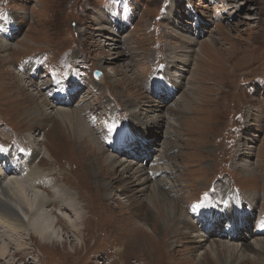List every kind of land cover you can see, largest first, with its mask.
Instances as JSON below:
<instances>
[{
    "label": "rangeland",
    "instance_id": "obj_1",
    "mask_svg": "<svg viewBox=\"0 0 264 264\" xmlns=\"http://www.w3.org/2000/svg\"><path fill=\"white\" fill-rule=\"evenodd\" d=\"M3 10L10 11L15 21L19 20L20 32L17 38L7 40L13 46L10 56H4L5 53L0 52V147H5L0 173L3 171L1 165L9 166L13 162L8 158L6 145L10 148L9 145L13 143L12 147L19 150L21 146H36L40 152L37 164L49 174L47 183L50 187L47 189L53 192L52 190L68 186L69 189L78 191L86 207L82 215L87 220L86 225H83L85 230L82 231L88 241L86 246H75L78 239L71 236L73 232L65 223L66 220L74 222L75 219V213L69 210L67 217L64 220L61 218L57 225L64 236V246L44 245L34 235L26 239V246L34 250L31 256L35 263L32 264H91V261L92 264L95 261L96 264H103L101 257L104 260H115L117 252L122 253L124 264H226L224 252L216 257L211 251L216 245L221 250L225 246L233 247L231 244L241 246V241L231 240L229 234L228 237L223 236L222 231L208 234L213 237L201 246L196 245V240L193 243V239L186 234L185 239L177 243V240L170 238V233H184V222L176 225L173 218L167 225H162L163 206L159 200L157 203L149 200L150 190L146 193L149 204L142 206L140 202L144 198L141 194L131 197L130 201L132 191L126 177L121 183L113 184V195L107 197L103 186V181L107 179H104V174H99V166L93 160L94 157L101 156L103 159L100 164L104 165L108 163V158H114L117 175H123L120 163L131 159L124 156L125 153L116 155L110 148L105 150L106 154L99 152L89 141L82 142L80 136L67 128L61 120L57 124L51 119L57 117L56 110L53 111L48 106L45 107L48 113L43 108L37 110L38 114L29 113L27 116L28 110L40 104L35 96H40L44 89L38 88V92L37 87L29 85L31 81L28 78L24 77L23 83L20 79H15L16 69L23 74L16 66L24 60H27L24 63L27 64L30 59L44 57L37 78L45 80L44 86L48 88L57 83L54 69L63 64L69 69L76 64L78 74L72 68V76L70 71L57 70V74H63L60 77L62 82L69 79L67 89L70 92L67 94L75 95L73 105L62 104L58 107L67 110L70 114L67 117L73 116L71 109L88 110L89 116L83 118L96 130L100 128L108 131L107 128L112 123L130 122L129 124L142 130L138 135L139 144L145 141L143 137L148 139L144 136L145 126L142 122L152 120L153 115L144 113V105L149 104L144 101L151 99L154 104L168 103L165 104L167 107L173 106L176 110L173 115L170 114L171 109L165 112L159 110L171 120L167 125L160 126L159 132L164 137L162 146L153 145L159 143L156 140L151 142V146L143 150L144 160L139 159L137 162L146 167V170L153 171L162 169L166 162V165L170 163L177 171L171 176L169 167H166L165 171H169H161L163 174H159L158 179L165 178L168 183L175 184L172 191L163 193L166 192L167 196L175 194L181 200L178 206L182 220H185L188 212L193 213L189 210L191 206L200 204L198 209H201L208 203L207 199L205 203L201 201L205 193L209 191L207 197L217 195L212 186L216 187L222 181L226 185L222 194H232V190L234 197L245 198L253 192L262 191L264 0H0V11ZM23 11L27 13H22ZM127 20L129 23H126ZM111 25L113 29L117 26L119 29H110L111 32L108 29L103 32L97 29ZM114 34L115 37L118 36L115 42L108 39ZM191 38L195 41L191 48L190 62L181 78L182 84L177 83V93L163 90L162 101L160 93H148L152 90H148L146 83L159 73L161 64H166L171 71L174 68L169 63L171 49L182 55L186 46L184 42L190 43ZM0 39L6 40L1 34ZM117 44L119 48L116 47ZM119 50L125 55L116 59L114 57L122 53ZM178 64L182 65L180 62ZM98 70L103 79L97 78ZM173 70L172 74L175 73V69ZM75 77L80 79L75 82ZM174 91L176 92V88ZM156 99L161 103H156ZM133 108L138 110L135 120L130 115ZM243 110L246 113L237 130L243 128V122L248 117L244 124L246 128L232 132ZM121 111H125L124 115L127 117H122ZM81 112L82 110H78L80 117ZM109 112L114 117H110ZM93 116L98 117L97 122L92 121ZM33 128L37 129L31 135ZM93 133H96L94 129ZM233 139L238 142L232 141ZM239 143L243 145L239 146ZM107 144L108 142H104L101 146L106 147ZM248 146L255 148L251 152ZM239 147L244 149V157L241 156L240 159ZM23 151L24 149L21 153ZM166 155L171 157L169 162L162 161L160 165L155 163L161 159L166 160ZM153 157L155 162H152ZM77 159L79 166L81 163L85 165L84 174L76 171L72 163ZM246 160L258 168L256 174L250 175L243 171V161ZM18 166L14 168V172L19 173L18 179L23 182V176L16 170ZM77 173L79 174L76 175ZM116 177L112 175V179ZM107 178L110 180L109 176ZM25 179L28 182L23 183L32 192L33 187L30 186L27 175ZM8 180L10 179L6 181ZM79 185L81 188L77 190ZM185 200H188L190 207L184 205ZM148 209L154 212V218L149 221L145 220ZM174 216L181 218L176 213ZM256 217L258 218V213L255 214ZM228 222L225 220L222 227ZM200 227L202 228V221L197 225L193 224L197 240ZM245 233L249 234L245 236L247 243L258 245L256 238L260 231L244 230ZM261 250L262 248L258 251L260 257L249 252L251 257L242 264H262L264 254L260 253ZM204 253L209 258L204 257L199 262ZM18 262L21 264L18 260L13 264ZM116 264L123 263L118 259Z\"/></svg>",
    "mask_w": 264,
    "mask_h": 264
},
{
    "label": "bare ground",
    "instance_id": "obj_2",
    "mask_svg": "<svg viewBox=\"0 0 264 264\" xmlns=\"http://www.w3.org/2000/svg\"><path fill=\"white\" fill-rule=\"evenodd\" d=\"M22 13H27V12L23 11ZM109 13L111 14V11H109ZM109 18L112 22V17L110 16ZM18 21L15 20L12 21L11 17L9 16H2L0 18V34L3 35L4 38L6 39V40L0 39V52L5 53L4 56L9 57L11 54L10 51L13 48L12 42L10 43L7 40H9V38L15 39L18 37L17 34L18 32H20V25ZM118 21H121V19H118ZM2 27L4 29H2ZM97 29L103 32L105 29H108V31H110V29L113 28L111 25V27H107V28L99 27ZM115 29L117 30L119 29V27L117 26L116 28L113 29V31H116ZM112 37H108V39L114 42L115 40H118L115 39L118 37V36L115 37V34ZM182 41L184 42L185 40L182 39ZM190 41H191L190 43L184 42L186 43V46H184V52L182 55H179V53L177 54L173 49H171L172 52L171 54H169L171 60L169 61V63L171 67L174 66V68H171L172 69L171 71L166 64H161L158 68L159 73L153 76L152 81L150 82L147 81L146 83L148 86V90L150 89L152 90V92L148 91V93H151V95L152 93L155 94L160 93L159 98L161 101L164 99L163 95L161 98V94L163 90L169 91L172 94L177 93V88H178L177 83L182 84L181 78H183L182 76L185 73V68L188 67V63L190 62V58L192 54L191 48H193V42L195 41V39L191 38ZM16 42L17 41H15V43ZM116 47L119 48L120 46L118 45ZM119 51L122 52L121 50ZM122 55L124 56L125 53L122 52L121 54L115 56L114 58L117 57L116 59H119L120 57H122ZM31 60L35 61V58L30 59L29 61ZM179 62L182 64L181 66H179L178 64ZM28 63L27 64L20 63L18 65L20 67L23 66V68H21L23 70V74H20V72H18V70L16 69L17 75L15 76V79L18 80L20 79V81L23 83L24 77L26 79L28 78L31 81L29 85L37 87L36 90L38 92H40L38 88L44 90L40 92V96L38 95L35 96L39 100L40 104L33 106L30 110H28L26 112L27 116L29 113L38 114L37 110L40 109L43 110V108H44V112L48 113L46 110L47 108H45L46 106H48L53 111L56 110L55 113L57 117H51V119L54 120V122H56L57 124H59L58 122L61 120L62 123L66 124L65 126L67 128L68 127L71 128L73 133H77L80 136L82 142L89 141V143L93 144L96 150L99 152L105 153V150L110 148L111 150H113L114 153L116 152V155L125 153L126 155L124 156H128V158L131 159L130 161L125 160L122 161L121 163L119 162L120 163L119 166L123 167V173H122L123 175L121 174L117 175L118 171L116 170L117 168L115 169L116 160L114 158L111 157L108 158L107 159L108 163L104 165V164H100V161L103 158L101 156H100L101 158L98 156L96 157L95 156L96 154L94 155L95 157L93 160L99 166L98 168L99 174L100 175L104 174V176H106V178L104 179H107L106 181H103L104 191L107 197L113 195V189H114L113 184L117 182L121 183L123 179L126 177L130 181L128 185L130 191H132L131 195H129L130 196L129 200L131 197H135V195L141 194L140 196H142L144 199L140 203L143 204L142 206H144L145 204L147 205L149 204V201H147L146 193H149L148 190H150L151 198L149 200L153 203H157V200H159L161 202V205L163 206L162 214H164V217L161 222L162 225H167L168 221L170 222V220L173 218H174V223L176 225H178L181 221L184 222V225L186 226L184 233H170V238H172V240H177V243H179L182 239H185L186 234H189V236L193 239V243H195L196 240V245H200V246L203 245L204 243H207V241L210 240V237H213L208 234L213 235V232L216 233L220 231H222L221 233L223 234V236L225 235L227 236L229 234L231 240H238L237 242L241 241L240 242L241 246H234L233 244H231L233 247L225 246L223 247V250H221V247L218 245H216L217 247L213 250L211 247L212 250L211 252H213V254L216 257H219L220 254H223L224 252V258L226 260L225 261L226 264H242V262L245 259L247 260L249 257H251L249 252L252 253L254 252L255 254L258 255L259 253L258 251L261 248L262 250L264 249V200L261 199L264 198V184L261 188L262 191H260L259 193L256 191L253 192L251 195L245 196V198H238V197H234L235 193L232 190H231L232 194L229 195L221 193L223 190H225L226 187L225 182L222 181V183L217 184L216 187L212 186V188H214L215 190L214 192H216L217 195L216 196L209 195V197L207 198L208 203L205 204V206L202 207L201 209H197L196 211H193L192 209L193 206H191L192 208L189 206L188 200L183 201L184 205L189 206L190 207L189 210H192L193 213L188 212L187 213L188 218L182 220L183 217L178 206V203L181 200L179 198H176L175 194L169 196L165 195L166 192L172 191L173 190L172 188H175V184H170V182L168 183V180L165 178L158 179L160 177L158 175L163 171H165L166 167H169L171 171L170 173L171 176L173 174H176L175 172L177 171L174 170V168L170 165V163H167L166 165V162L162 169L159 170L157 168L156 171H153L152 169L146 170V167H143L142 164H139L137 162L139 161V159L140 160L142 159L143 150L145 149V147L151 146V142L156 140L159 143L153 145L162 146V139L164 137L162 134H160L159 129H161L160 126L162 125L165 126L171 121L167 119L168 117L167 115L164 114V112L165 110L167 111L168 109H171L170 114L171 115L175 114L176 110L173 106L172 108L170 106L167 107L166 105H168V103H165L166 105L154 104L151 102V99L144 101L146 103L149 102V104L144 105L145 106L144 113L148 115L149 112L152 113L153 115L151 116L152 120L146 119L145 122H142L145 126L144 127L145 131L143 130L145 132L144 136L146 135L148 139L143 137V140L145 141L139 144L138 135H140L142 130L140 128L133 126V124L116 123L117 124L116 131L110 134L106 129L101 130L100 128H98V130H96L93 126L88 124V121H86L87 123L85 122L84 118L89 116L90 113L88 110L81 108H76V110L71 109V111H73L71 115L73 116L67 117V115H70L69 113H67V110H63L58 106L59 105L62 106V104L70 106L73 105L74 103L75 95L67 94L70 92L67 89L69 85V79L62 82L60 80V77H62L63 74L62 73L57 74L58 77L57 83H54L53 87L48 86V88H46L44 86L46 84V81L41 79L38 80L37 78L38 68L40 66V63L36 62L35 64H31L29 66ZM173 69H175L174 74H172V72L174 71ZM11 72L12 74L14 73L13 70H11ZM101 78L103 79V77ZM175 88H176V92L174 91ZM148 97H150L149 94ZM170 97H174V96L170 95ZM160 100L156 99L155 101H157L156 103H161ZM136 107H138L137 104ZM136 109L137 108H133L130 114L133 117V120L136 119V115L138 112V110ZM185 109L187 108L185 107ZM78 110H82L81 112L82 117L79 116ZM159 110L164 112H159ZM182 111L184 112L185 110ZM111 113L109 112V116L114 117V114ZM124 113L125 111H121L120 115L122 117H127L124 115ZM244 113H246L245 110H243V112L239 114L237 126L235 129L232 130V132L234 130H237L238 126H241ZM170 114H168V116H170ZM146 118H148V116ZM246 120L243 122V126H242L243 128L242 129L240 128L237 131H243L244 128H246L244 125ZM92 121L97 122L98 117L93 116ZM35 129L37 128H33L30 131L31 135H34V133L36 132ZM93 129L96 132L95 134L93 133ZM98 141L100 143L108 142V144L106 147H103L101 146L102 143L100 144ZM232 141L238 142L237 139H233ZM12 144L9 145L10 148H8V145H6V153L8 157H13L19 154L17 149L12 147ZM240 145L243 144L239 143V146ZM253 148L255 147L248 146V149L251 150V152ZM23 149L24 151L23 153H21L22 157L18 156L19 161L17 163H15L14 159H12L13 162L15 163L14 166L7 169L5 166L1 165L3 171L2 173H0V264H6L5 263L6 259H8L7 260L8 264H13L16 260L20 261L21 264L35 263V261H32L33 257L31 256L34 254V250L26 246L27 243L26 239L32 238V235L37 237L42 243H44V245L46 244L51 246H57V245L64 246V242H63L64 236L60 231L61 228L58 229L57 225L60 223L61 218L64 220L65 217H67L66 213L69 212V210L75 213L74 214L75 219L74 222H70L66 220L65 223L67 227H70V229L73 232L71 236L75 239H78L77 240L78 242L75 246H77L78 248L80 247L84 248L88 242L86 238H84L82 233V231L85 230L83 225L85 226L87 223L86 222L87 220L82 218V215L86 211V207L84 205V199L79 195L78 191L76 192L73 189H69L68 186L60 187L56 191L52 190L53 192L47 189L50 187V185H48L47 183V177H49V174L41 170L40 169L41 167H39L37 164L39 162V161L37 162V158L40 156L39 150L37 149L36 146L33 145L29 147H24ZM243 151H244L243 147L242 149H240L239 147L238 150L239 159L241 158V156L244 157V155L242 154L244 153ZM155 157L152 158V162H155L153 160ZM166 158H167L166 160L161 159L156 161L155 163H158L160 165L162 161L169 162L171 160V157L167 155ZM2 159L3 158L0 156V164H2ZM72 163L75 165L76 171L78 170L79 173L81 172V174L85 173L83 171L85 165L81 163V166H79L78 159L76 161L74 160V162ZM16 166H18L16 170L19 171L20 175L23 176L24 178L23 180L24 183L28 182L27 179H25V175L29 177V181L31 183L30 186L33 187L32 192L26 187L27 186L26 184H24L21 180L18 179L19 173L14 172V168ZM242 168L245 173L250 175L256 174L257 173L256 169H258L256 167H253V164L247 160L243 161ZM79 173H77L76 175H78ZM50 175L53 176V174ZM112 175L113 176L116 175L117 177L112 179ZM108 176L110 180L107 178ZM153 178L154 180H152ZM7 179L10 180L6 181ZM177 181H180V179L177 178ZM124 186H126V184H124ZM76 188L77 190L80 189L81 185H79ZM136 191H138V193H136ZM164 191L166 192L163 193ZM208 194L209 191L207 192V195ZM201 201H204L205 203V197L202 198ZM254 208L255 210L252 211V209ZM153 213L154 212L151 209H148L146 212L145 220L147 219L149 221L153 219L154 218ZM175 213L180 215L181 218L174 216ZM256 213H258V218L256 217L257 219L255 218ZM225 220L226 221L228 220L229 222L225 223L226 224L225 227H222L223 222H225ZM199 221L200 222L202 221V228L200 227L199 229L200 234H199V239L197 240V238L195 237L196 235L194 233L195 231L193 228V224L197 225ZM78 224L80 225L81 228L79 227ZM164 230H166L165 227ZM244 230L252 231V232L254 230L260 231L259 235H257L256 238L258 240L256 242L258 243V245H253L254 243L253 244L247 243V241L245 240L246 238L245 236H249V234L248 233L244 234ZM71 236L69 237V240L71 239ZM186 240L188 241V239ZM197 243H201V244H197ZM262 250L260 253L264 254V250L263 251ZM204 257L209 258V256L204 253L202 258L200 257L199 262H201L204 259ZM9 259H12V261L10 262ZM118 259H120L121 262L124 264L125 260H123L122 253L119 254L117 252V257L115 260L110 258L104 260L101 257L102 262H104L103 264H116ZM102 262L99 261V263ZM92 263L93 261H91V264ZM261 263L264 264V262Z\"/></svg>",
    "mask_w": 264,
    "mask_h": 264
},
{
    "label": "snow or ice",
    "instance_id": "obj_3",
    "mask_svg": "<svg viewBox=\"0 0 264 264\" xmlns=\"http://www.w3.org/2000/svg\"><path fill=\"white\" fill-rule=\"evenodd\" d=\"M117 129V124L116 123H112L108 126V132L111 134V133H114ZM207 193H205V199H207ZM199 207H201L200 204H195L193 205V211H196Z\"/></svg>",
    "mask_w": 264,
    "mask_h": 264
}]
</instances>
